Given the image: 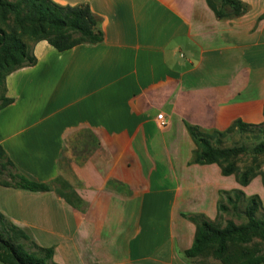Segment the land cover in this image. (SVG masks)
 <instances>
[{
    "label": "crops",
    "instance_id": "obj_1",
    "mask_svg": "<svg viewBox=\"0 0 264 264\" xmlns=\"http://www.w3.org/2000/svg\"><path fill=\"white\" fill-rule=\"evenodd\" d=\"M50 1L87 5L103 40L49 52L10 78L16 101L0 112V147L16 171L52 190L25 195L0 185V213L52 248L51 264H190L184 252L196 226L185 215L213 221L221 191L264 194L258 176L240 186L216 164L194 163L196 146L186 129L215 127L214 118L196 113L198 95L212 107L239 92L238 65L216 57L214 48L202 49L208 55L202 65L216 70L222 85L209 78L202 80H211L208 91L197 86L198 73L186 65L196 55L184 48L191 16L199 8L206 17L203 33L215 24L231 30L229 18L215 17L206 0ZM240 1L246 12L233 25L243 23L247 31L239 37L251 42V27L264 34V0ZM181 36L188 37L177 42ZM236 120L258 124L263 108L259 119L236 112L214 129ZM69 153L88 159L82 174L70 166L76 171L67 179L87 194L83 215L60 200L53 183L62 168L69 171ZM210 175L217 186L206 200L198 181ZM84 178L96 186L86 188ZM95 245L103 252L90 258L87 249Z\"/></svg>",
    "mask_w": 264,
    "mask_h": 264
},
{
    "label": "trees",
    "instance_id": "obj_2",
    "mask_svg": "<svg viewBox=\"0 0 264 264\" xmlns=\"http://www.w3.org/2000/svg\"><path fill=\"white\" fill-rule=\"evenodd\" d=\"M21 1L23 4L20 8L19 2L9 3L0 0V17L4 19L8 12L13 13L17 20L16 23L30 26V34L38 40L45 41L47 49L41 56L30 57L25 45L20 40L10 41L0 30V58L6 65L17 67L10 78L20 71L33 67L49 52H63L81 44L97 45L103 40L101 31L96 29L97 19L87 5L70 7L59 6L50 0ZM206 4L217 18L237 17L246 12L245 5L239 0H206ZM10 78L8 84L11 95L9 97L0 96V112L16 101V96L10 86ZM262 126H264V121L259 125H253L236 120L224 132L214 131L210 135H204L199 132L197 127L186 125V129L196 146L193 162L200 165L216 164L224 176L234 174L236 182L240 186H246L257 176V173L252 171V166L255 164L256 157H264V139L251 149V164L253 165L246 167L243 171L235 169L231 160L248 154L246 146L220 148L214 146L210 139H218L233 131L255 130ZM0 159H3L10 168L6 174L9 181L7 183L0 182V185L14 188L25 195L42 194L52 190L49 185L31 181L16 171L1 147ZM11 170L14 172L12 173ZM53 183H57L56 178L53 179ZM111 185L116 188L121 186L114 181L111 182ZM56 193L60 200L77 214L83 215L85 213L87 199L83 206L80 199L66 200L57 189ZM230 193L234 195L232 206L236 209L235 202L243 197V193L240 190H233ZM230 193L220 192L219 194L231 202ZM259 208V198L256 195L249 197L244 210L245 222L237 225L228 221L223 228L218 227V223L212 222L202 215H185L184 217L196 226L193 244L190 249L184 252L185 258L190 261V259L200 255L207 247L214 245L213 254L220 259L221 264H264V250L262 249L248 248L231 254L228 251V244L248 245L254 238L261 240L264 246V217L256 215ZM224 212H227V207L219 203L217 213ZM26 243L35 249L34 252L26 248ZM99 251L103 252V248L95 245L87 249V254L92 258V254L97 255L96 252L99 253ZM53 252L52 248L38 245L28 230L14 226L0 213V264H51Z\"/></svg>",
    "mask_w": 264,
    "mask_h": 264
},
{
    "label": "rangeland",
    "instance_id": "obj_3",
    "mask_svg": "<svg viewBox=\"0 0 264 264\" xmlns=\"http://www.w3.org/2000/svg\"><path fill=\"white\" fill-rule=\"evenodd\" d=\"M5 1L9 3L19 2L20 8L21 5L23 4L21 0H5ZM242 4L244 3L242 2ZM20 15L22 16L21 13ZM243 15H245V13L237 17L235 16L228 17L230 26L232 27L231 30L229 31L225 29L224 25L215 24L216 26L212 28L209 27L208 24L209 27L208 31L203 33L202 29L203 27H205V23L202 21V18H206V17L203 16L199 8H196L195 12L193 13V16H191L192 19L191 17H188L189 20L190 19L192 20L189 37L181 36L177 38V42H182L184 41L185 38L188 37V39L185 41L184 48H187V50L191 51L192 54H195L196 57L192 58L193 56L190 54L192 65H189L187 63L186 64L187 69L192 71L194 70L198 73L196 75V79L198 81L197 86L202 88L203 92L205 90L208 91L209 85H211V80H213L215 83L219 82V85L220 84L222 85V82L219 81V78H216L218 76V73L214 72L216 70L210 69L208 67H204L202 65L201 56L203 57L208 56L202 53L203 52L202 49L214 48L215 51L213 52V54L216 57H218L221 60H227L228 63L231 62V66L238 65L239 67V77H237L236 80L234 81L237 83L236 85L239 86V92L237 95H235V97H232L229 100L220 101L219 103H216L212 107L210 105L202 104L201 97L199 95L195 98L196 101L194 102V104H197L195 110L196 113L199 114L201 119L209 120L214 118L216 120L213 122L215 125L214 128L223 126L236 112H242L244 114H247L249 119L252 120H256L262 117V108L264 106L262 104L261 107V102L262 99L264 98V34L263 31L259 33L258 27L256 26V27H251L252 33L250 34V36L251 37L254 36L251 42H249V40L244 39L243 37H239L240 34L243 32V30L247 31L246 26L243 27V23H242V25L237 28L236 27L237 24L233 25V20H237L238 18L243 17ZM16 21L17 20L15 18V15L13 13L8 12L5 15L4 19L0 17V30L6 35V37L10 41L14 39L20 40L25 45L26 51L30 57L41 56V54L47 49L45 41L38 40L36 37H33L30 34V26H28L27 24L18 25ZM234 30L236 32L235 34H233ZM248 43L249 45H247ZM218 50H220V52H218ZM242 51H244L245 53L244 59L240 56ZM210 57L212 56L210 55ZM212 59L215 58L212 57ZM16 69L17 67L6 65V63L3 62L2 59L0 58V96L9 97L11 95L8 81L11 74H13L16 71ZM209 78L211 79L210 82L207 84H203L204 79L208 80ZM263 121H264V114H263V120L260 123L253 124L251 122L250 124L259 125ZM232 123L230 125H232ZM194 126L197 127L199 132L204 135H210L212 132L218 130L214 128L213 130V129H204L196 125ZM227 128L217 132H224ZM263 139H264V126H262L259 129L243 131V132L233 131L218 139L215 138L210 139V142L214 146H218L220 148L240 146V145L246 146L248 149V154L242 155L236 159L231 160V163L235 169H237L238 171H243L246 167L253 165L251 164V159H252L251 149L255 144H257L259 141ZM69 154H66L67 158H65L69 160L70 163L69 167L73 165L74 167H76L73 168L78 169L80 171V174H82L83 167L88 161V159L82 155H80V157L78 158L77 154H73V155L72 153ZM68 156L70 157L68 158ZM77 158L80 159V162H78ZM223 165L226 164L223 163ZM252 168H253L252 171H255V173H257V176L260 177L259 184L261 188L264 190V157L263 156L256 157L255 164L252 166ZM71 169L72 167H70L69 171L66 172V170L62 168V170L59 171V173L56 176V181H57L56 184L59 183L60 185H55V187L66 200L80 199L82 200V202L80 203H82V205L84 206L85 201L87 199V194L80 187L68 183L67 179L71 178L72 177L71 173L76 171V170L72 171ZM9 170L10 168L5 164V161L3 159H0V171H1L0 182L7 183L9 181V179L6 177L7 171ZM11 172L13 173L14 171L11 170ZM216 178H217L216 176L210 175V177H207L205 181H198L200 183V186H202L206 200L209 199L211 191L217 186ZM70 181H72V178L70 179ZM85 182L87 188H94L96 186V182L94 180L86 179ZM228 192L230 193L231 191ZM230 195H231V202L230 201L228 202L221 194H219V200L217 202V205L219 203L225 205L227 207V212L216 214L212 222L218 223L217 224L218 227L223 228L226 225V222L228 221H232L237 225L244 223L245 222L244 210L247 203V199L254 195H256L260 200V208L258 209L256 215L258 217H264V194H261L260 196L258 194H252L250 196H246L245 194H243V197L239 198V200L235 202L236 209H234L232 206L233 205L232 203L234 202V195L231 193ZM216 210H217V206H216ZM25 245L28 250L34 252L35 249L32 246L28 245L27 243ZM228 245H229L228 251L230 254L232 252L234 253L242 249L247 250L248 248L264 250L263 242L257 238H254L252 242L248 245H240L238 243L237 244L230 243ZM214 248H215L214 245L207 247L200 255L190 259L189 263L190 264H221L220 259L213 254ZM99 253L101 252L99 251Z\"/></svg>",
    "mask_w": 264,
    "mask_h": 264
}]
</instances>
